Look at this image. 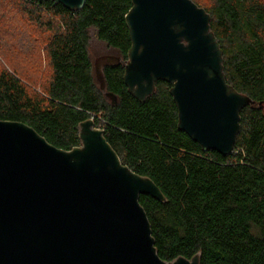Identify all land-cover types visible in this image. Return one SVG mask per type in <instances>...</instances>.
I'll list each match as a JSON object with an SVG mask.
<instances>
[{"label": "trees", "instance_id": "trees-1", "mask_svg": "<svg viewBox=\"0 0 264 264\" xmlns=\"http://www.w3.org/2000/svg\"><path fill=\"white\" fill-rule=\"evenodd\" d=\"M193 1L211 15L227 82L255 101L241 110L231 154L205 151L178 128L172 84L158 81L145 101L129 93L132 0H86L79 10L0 0V55L6 49L10 61L0 57V119L70 150L81 145L80 122L92 117L123 164L166 197L139 198L163 260L200 254V264H264V0ZM93 36L105 49L96 58ZM102 56L121 59L103 66L105 90L96 73Z\"/></svg>", "mask_w": 264, "mask_h": 264}, {"label": "water", "instance_id": "water-1", "mask_svg": "<svg viewBox=\"0 0 264 264\" xmlns=\"http://www.w3.org/2000/svg\"><path fill=\"white\" fill-rule=\"evenodd\" d=\"M52 1L70 10L86 3ZM125 21L129 93L145 101L158 81L172 84L178 128L205 151L231 154L241 110L255 101L227 82L211 15L193 0H132ZM120 60H96L104 90L103 66ZM79 137L65 150L24 122L0 119V264H200V254L159 256L139 198L165 201L160 187L123 164L92 117Z\"/></svg>", "mask_w": 264, "mask_h": 264}, {"label": "rangeland", "instance_id": "rangeland-1", "mask_svg": "<svg viewBox=\"0 0 264 264\" xmlns=\"http://www.w3.org/2000/svg\"><path fill=\"white\" fill-rule=\"evenodd\" d=\"M1 3H2V2H0V5H1ZM2 5H3V4H2ZM90 49H91V54H92V56H93L94 58H96L97 56L101 55V53L105 51V49H104V44H100V43H98V42L95 40V37H94V36L92 37V40H91ZM109 51L112 52L111 50H109ZM6 52H7V50L4 49V55H3V58L1 57V55H0V57L3 59V61L10 62L9 59H8L9 55H8ZM33 75H36V76H37V74H33ZM41 85H42V84H38L37 86L39 87V86H41Z\"/></svg>", "mask_w": 264, "mask_h": 264}]
</instances>
